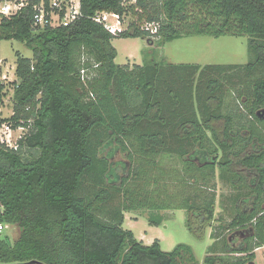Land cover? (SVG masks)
<instances>
[{
    "label": "trees",
    "instance_id": "obj_1",
    "mask_svg": "<svg viewBox=\"0 0 264 264\" xmlns=\"http://www.w3.org/2000/svg\"><path fill=\"white\" fill-rule=\"evenodd\" d=\"M33 4L0 12V41L33 51L17 52L14 113L3 118L27 132L17 148L0 143V224L20 228L15 241L0 237V264L256 260L264 246V0H82L83 16L55 27L35 25ZM98 11L134 19L113 34L93 19ZM223 34L249 35V62L120 64L113 44ZM6 88L0 80V103ZM218 169L237 190L225 225L214 223ZM176 209L188 211L198 237L213 229L202 263L190 244L167 251L124 227L125 212L149 211L160 226Z\"/></svg>",
    "mask_w": 264,
    "mask_h": 264
},
{
    "label": "rangeland",
    "instance_id": "obj_2",
    "mask_svg": "<svg viewBox=\"0 0 264 264\" xmlns=\"http://www.w3.org/2000/svg\"><path fill=\"white\" fill-rule=\"evenodd\" d=\"M133 19L131 15L124 16L120 19L121 26L125 29L128 28ZM248 39L249 35H188L160 44L157 41L151 43L147 37L129 36L116 37L113 39V44L118 49L116 61L120 64H144L145 59H155L157 61L166 60L170 63H196L204 66L206 64H245L249 62ZM17 52H21L26 57L33 56L32 49L22 40L4 39L0 41V80L5 81L7 85V93L0 104V111L4 116H10L13 113L15 103L14 80H20L16 74ZM122 158H125L124 153L118 151L116 159ZM220 174L221 171L218 169L217 215L214 223L225 225L231 217L233 211L232 197L237 190L223 181ZM163 213L165 216L163 223L156 226L149 223V211L125 212L124 227L132 229L138 239L142 237L145 244H152L156 238H161L162 248L167 251L174 249L179 243L190 244L198 259L204 260L206 253H209L207 247L214 243L210 235L212 228H207L204 237H198L188 226L187 210L176 209ZM224 233L229 238L230 232L225 231ZM7 235L12 241L18 239L20 236L18 225L7 224L0 237ZM255 261L257 264H264V247L257 249Z\"/></svg>",
    "mask_w": 264,
    "mask_h": 264
},
{
    "label": "built area",
    "instance_id": "obj_3",
    "mask_svg": "<svg viewBox=\"0 0 264 264\" xmlns=\"http://www.w3.org/2000/svg\"><path fill=\"white\" fill-rule=\"evenodd\" d=\"M29 3H34V22L36 26H68L83 16L82 0H6L0 2V12L9 16L17 13ZM93 19L103 23L113 34L125 29L121 26V17L116 12L98 11ZM114 20L116 21L114 22ZM146 28L156 30L152 24H146ZM82 73L85 74L86 70L83 69ZM4 117L7 116L2 115L0 111V143L11 148H17L19 139L23 137L27 129L24 126L15 127L13 123L3 121ZM6 225L5 223L0 224V234Z\"/></svg>",
    "mask_w": 264,
    "mask_h": 264
},
{
    "label": "water",
    "instance_id": "obj_4",
    "mask_svg": "<svg viewBox=\"0 0 264 264\" xmlns=\"http://www.w3.org/2000/svg\"><path fill=\"white\" fill-rule=\"evenodd\" d=\"M0 58H1V53H0ZM257 115L258 117L260 118H264V108H261L257 111ZM17 264H46L40 260H37V259H33L29 262H24V263H17ZM246 264H257L255 260H252V261H249L247 262Z\"/></svg>",
    "mask_w": 264,
    "mask_h": 264
},
{
    "label": "crops",
    "instance_id": "obj_5",
    "mask_svg": "<svg viewBox=\"0 0 264 264\" xmlns=\"http://www.w3.org/2000/svg\"><path fill=\"white\" fill-rule=\"evenodd\" d=\"M132 212V211H131ZM130 213V212H129ZM213 230V229H212ZM212 230H211V233H212ZM136 235V234H135ZM211 235V234H210ZM211 238H212V236H211ZM158 239H160V241H161V238H158ZM213 239V242H214V238H212ZM141 240H143L144 241V239L141 237ZM211 245V244H210ZM209 245V246H210ZM208 246V247H209ZM208 247H207V251H208ZM262 247H264V246H262ZM256 253H257V250H256ZM208 254V252L206 253V255ZM204 260H202V261H200L201 263L203 262Z\"/></svg>",
    "mask_w": 264,
    "mask_h": 264
},
{
    "label": "flooded vegetation",
    "instance_id": "obj_6",
    "mask_svg": "<svg viewBox=\"0 0 264 264\" xmlns=\"http://www.w3.org/2000/svg\"><path fill=\"white\" fill-rule=\"evenodd\" d=\"M264 119V118H263Z\"/></svg>",
    "mask_w": 264,
    "mask_h": 264
}]
</instances>
